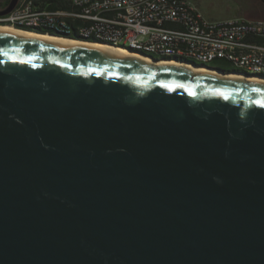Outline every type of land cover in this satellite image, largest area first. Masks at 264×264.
<instances>
[{
    "label": "water",
    "instance_id": "95a60500",
    "mask_svg": "<svg viewBox=\"0 0 264 264\" xmlns=\"http://www.w3.org/2000/svg\"><path fill=\"white\" fill-rule=\"evenodd\" d=\"M0 264H264V81L0 32Z\"/></svg>",
    "mask_w": 264,
    "mask_h": 264
},
{
    "label": "built area",
    "instance_id": "2783aa9c",
    "mask_svg": "<svg viewBox=\"0 0 264 264\" xmlns=\"http://www.w3.org/2000/svg\"><path fill=\"white\" fill-rule=\"evenodd\" d=\"M66 17L50 16V9L39 8L36 2L19 0L12 11L0 15V24L25 26L43 24L44 30L60 32V36L73 37V30H86L85 41L102 40L111 45H128L132 51L185 53V59L198 57V64L209 65L211 59H223L230 70L237 65L251 69L264 68V55H255V48L264 45V32L260 29H226L213 31L217 21L208 20V28H200L177 2H188L198 8L193 0H65ZM200 14L201 11L199 9ZM208 47H217V54H208ZM164 61V60H163ZM211 69H217L213 67Z\"/></svg>",
    "mask_w": 264,
    "mask_h": 264
},
{
    "label": "bare ground",
    "instance_id": "6f19581e",
    "mask_svg": "<svg viewBox=\"0 0 264 264\" xmlns=\"http://www.w3.org/2000/svg\"><path fill=\"white\" fill-rule=\"evenodd\" d=\"M28 2H35V0H28ZM177 9L184 10L185 16H190L197 26L200 28H208V20L203 14H200L198 8H193L188 2H177ZM68 9H50V16L66 17ZM246 27L247 29H260L264 32V19L262 18H235L227 21H217L213 24V31H224L226 29H240ZM44 30L43 24L30 23V30H26L25 26H13L10 24H0V32L5 31L21 36L31 38L44 39L63 44H70L74 46H81L85 48L97 50H113L121 53L131 55L136 59H142L150 63H163L167 65L184 67L192 70L194 73H219L230 78H236L249 81H264V68L251 69L248 65H237L236 70H227L228 73H223L217 69H211L210 65L198 64V57H190L185 59V53L174 52L169 53L168 60H165V52H152L151 49H144L143 52L132 51L128 45H111L104 43L102 40L85 41L80 40L87 38L86 30H73V37L60 36V32L51 34L49 32L42 33ZM208 54H217V47H208ZM255 55H264V45H258L255 48ZM164 60V61H163ZM215 59H211L212 61ZM218 68V67H217ZM226 71V70H224Z\"/></svg>",
    "mask_w": 264,
    "mask_h": 264
},
{
    "label": "rangeland",
    "instance_id": "374dc122",
    "mask_svg": "<svg viewBox=\"0 0 264 264\" xmlns=\"http://www.w3.org/2000/svg\"><path fill=\"white\" fill-rule=\"evenodd\" d=\"M201 13L210 20H225L235 17L264 19L263 0H193ZM245 15V16H244ZM212 67L234 68L227 63L212 62ZM221 69V70H222Z\"/></svg>",
    "mask_w": 264,
    "mask_h": 264
},
{
    "label": "trees",
    "instance_id": "16d2710c",
    "mask_svg": "<svg viewBox=\"0 0 264 264\" xmlns=\"http://www.w3.org/2000/svg\"><path fill=\"white\" fill-rule=\"evenodd\" d=\"M9 1L10 0H6L1 6H7ZM50 1H51V3L48 5V8L56 9V8H64V7H66L65 0H50ZM40 32H42V33L49 32L51 34H55L56 35V32H54V31L40 30ZM212 62H220V63H223V64L224 63L227 64V62L225 60H223V59H215ZM220 69H222V68L220 67ZM222 70H226L227 71V70H230V68H225V69H222Z\"/></svg>",
    "mask_w": 264,
    "mask_h": 264
},
{
    "label": "crops",
    "instance_id": "0c3cea01",
    "mask_svg": "<svg viewBox=\"0 0 264 264\" xmlns=\"http://www.w3.org/2000/svg\"><path fill=\"white\" fill-rule=\"evenodd\" d=\"M6 0H0V5H2ZM36 2V5L39 7V8H47V9H51V8H48V5L51 3L50 0H35ZM68 5L66 4V7H64V9H68L67 8ZM56 9H62V8H56ZM245 16V15H244ZM246 17V16H245Z\"/></svg>",
    "mask_w": 264,
    "mask_h": 264
},
{
    "label": "flooded vegetation",
    "instance_id": "af4514ba",
    "mask_svg": "<svg viewBox=\"0 0 264 264\" xmlns=\"http://www.w3.org/2000/svg\"><path fill=\"white\" fill-rule=\"evenodd\" d=\"M5 7H6V6H1V5H0V10L3 9V8H5Z\"/></svg>",
    "mask_w": 264,
    "mask_h": 264
}]
</instances>
